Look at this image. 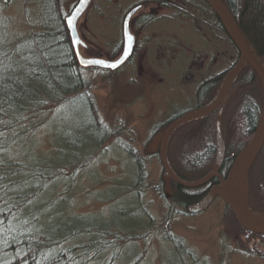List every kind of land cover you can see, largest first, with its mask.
Segmentation results:
<instances>
[{"label": "rangeland", "instance_id": "rangeland-1", "mask_svg": "<svg viewBox=\"0 0 264 264\" xmlns=\"http://www.w3.org/2000/svg\"><path fill=\"white\" fill-rule=\"evenodd\" d=\"M77 2L61 0L64 16ZM4 3L0 17L10 19L13 38L32 35L42 29L43 11L38 0H5ZM140 4L143 8L131 21V31L136 36L133 56L114 71L85 69L84 90L70 94L61 107L53 104L47 107L39 119V127L34 129L33 140L38 152L42 159H48L46 154L55 153L53 135L57 147L64 149L53 158L62 162L76 158L65 154L71 140L76 145H86L84 151H80L75 168L63 169L74 175L71 179L73 190L68 194L72 196L71 212L94 215L85 218L90 223L99 219L97 215L105 214L102 216L105 220H115L123 227H139L138 239L132 244L122 243L121 255L112 264H131L137 257L141 258L139 264H180L177 250L180 257L185 255L183 264H264V237L241 228L219 194L199 212L190 209L183 214L171 207L173 179L165 171L160 157L163 133L177 114L185 111L188 114L210 105L238 60L234 48L204 3L201 0H93L78 23L80 36L86 43L81 52L86 57L110 60L120 56L122 23L127 12ZM219 75H223V79L218 80L217 90L201 98L200 84ZM245 86L238 98L232 94V98L227 99L230 107L224 102L215 111V126L220 113L226 112L231 118L227 122L229 143L239 137L237 117L243 100L248 95L258 97V86L255 90L253 86ZM81 94L93 100L105 126L107 140L97 149L91 145L93 140L85 143L76 138L77 135L89 138L87 130L81 132L77 128L88 109ZM74 99L77 100L70 103ZM263 112L264 108L262 118ZM205 124L190 125L183 134L182 129L173 141L171 157L175 165H179L178 169L182 167V160H188L187 154L199 148L201 135L207 130ZM168 143L165 151L169 161ZM155 151L158 153L154 154ZM137 158L145 171L139 188L135 186ZM235 160L236 157L232 167ZM222 176L225 177L224 173ZM239 178L240 170L238 173L230 170L225 177L235 188ZM253 182L254 188H249L248 183L243 193L242 206L249 216L263 221L264 178L259 176ZM62 187L58 189L59 194ZM167 233L182 240L185 248L176 249L173 241L165 239ZM113 252L107 251L104 259Z\"/></svg>", "mask_w": 264, "mask_h": 264}, {"label": "trees", "instance_id": "trees-1", "mask_svg": "<svg viewBox=\"0 0 264 264\" xmlns=\"http://www.w3.org/2000/svg\"><path fill=\"white\" fill-rule=\"evenodd\" d=\"M4 1L0 0V13L4 12ZM38 1L43 11L42 29L32 35L21 37L14 33L16 38H13L10 19L0 17V264H112L120 257L123 244H132L138 239L139 227H123L115 223V220H105L102 217L105 214L97 215L99 219L90 223L85 218L94 215L71 212L72 196L68 194L73 190L71 179L74 175L73 172L67 173L63 169L75 168L80 151H84L86 145H76L71 140L66 145L65 154L76 158L74 161L62 162L53 158L55 153L60 155L64 151L63 147H57L54 135L52 143L56 150L53 155L46 154L48 159H42L43 156L33 140L34 129L39 127V119L45 114L47 107L50 104L56 108L61 107L70 94L85 88V69L76 61L65 27L61 0ZM201 1L215 17L221 31L234 48L238 59L236 66L240 59L239 51L207 3ZM221 1L252 52L264 66V0ZM220 78L223 79V75L201 83L198 90L200 97L203 98L208 92L215 90ZM263 84L255 70L244 62L224 100L225 106L230 107L227 99L234 95L238 98V94L245 90V85L253 86V90L258 86L256 92L260 99L257 101L258 97L252 98L250 95L245 97L238 117L236 116L239 137L230 143L226 136L229 134L227 122L231 118L226 112L220 113V134L226 157L220 172L225 177L232 168L233 160L251 141L261 123L264 108ZM83 94L80 98L85 100L88 109L77 128L81 132L87 130L89 138L86 139L83 135H77L76 138L85 143L89 139L93 140L91 145L97 149L107 140L105 126L97 114L93 100L89 96L82 97ZM75 100L77 99L70 103ZM184 113L186 111L174 116L171 122ZM214 118L215 112L199 116L171 132L168 140L170 145L168 143L167 146L168 163L180 179L198 181L214 169L218 148ZM200 122L207 126V130L201 135V144L190 155L187 154L188 160H182V167L178 169L179 165L176 166L171 157L173 141L182 129L183 134L188 126H195ZM50 131L54 134L53 129ZM136 166L135 186L139 188L145 179L140 158L136 159ZM69 174L72 175L71 178ZM259 176L264 178V143L249 168V188H254L253 180L259 179ZM219 182L218 177H213L199 188H186L173 181L171 207L177 209V212L187 214ZM61 187L62 196L58 192ZM166 236L165 239L173 241L176 249L185 248L182 240H176L170 233ZM116 249L118 253L115 254ZM109 250H114L113 255L104 259ZM178 252L177 250L176 254L179 255L180 264H183L185 255L180 257ZM140 260L137 257L131 264H139Z\"/></svg>", "mask_w": 264, "mask_h": 264}, {"label": "water", "instance_id": "water-1", "mask_svg": "<svg viewBox=\"0 0 264 264\" xmlns=\"http://www.w3.org/2000/svg\"><path fill=\"white\" fill-rule=\"evenodd\" d=\"M93 0H78L75 6L72 8L70 13L65 17V27L68 31L69 39L71 46L73 48V52L76 58L78 65L83 69L88 68H100V69H108L111 71L119 69L123 66L134 54L135 47H136V36L131 31V20L134 15L142 8L141 5H138L132 8L129 12H127L124 21L122 23V40H123V50L120 56L116 59L110 60L105 59L102 57H86L81 53V47H86V43L80 36L78 30V23L85 12L88 10L90 5L92 4ZM205 2L210 6L214 14L216 15L217 19L221 23L222 27L226 31L229 38L232 40L234 45L236 46L237 50L240 53V59L237 65L231 70L227 79L224 83V86L218 95V97L207 107L199 108L194 111H191L188 114L178 117L174 121H172L168 127L166 128L165 132L162 136V142L160 147V157L163 163L165 171L168 175L173 179V181L183 187L186 188H199L205 185L210 179L213 177L219 178V185L210 196L204 199L198 205L193 207V212H197L200 210L205 209V207L210 203L213 199L215 194H219L225 201V203L231 208V211L236 218V220L241 224L242 227L247 229L248 231L256 234H263L264 235V224H257L253 222L249 217L244 213L242 209L241 199L243 193L246 191L248 187V171L252 164V160L249 159L250 152L253 149H256V154L258 153L259 149L262 147L264 143V112L263 118L261 123L251 139L249 143L245 145V147L239 152L236 156L235 163L231 169L232 173H238L240 170V178L239 182L232 193L229 199H226L222 196L221 190L227 184V180L223 177L220 173L223 160H224V149L221 141V134H220V121L218 120L217 123V145H218V152H217V161L213 171H211L206 177L201 180L189 182L180 179L170 168L167 157H166V144L167 140L171 134V132L176 128L178 125L187 122L195 117L203 116L214 112L216 109L220 107V105L225 100L240 68L241 65L246 62L248 63L255 72L261 77L264 82V66L260 63L257 59L255 54L252 52L251 48L249 47L247 41L245 40L242 32L240 31L239 27L235 23L233 17L227 10L226 6L221 0H205ZM131 36L132 39L129 41L128 37ZM104 61V63H89V61ZM112 65H115L113 67ZM154 143H151L153 146ZM156 145V143H155ZM151 149V148H150ZM153 150V149H152ZM152 152V151H151ZM254 156V157H255Z\"/></svg>", "mask_w": 264, "mask_h": 264}, {"label": "bare ground", "instance_id": "bare-ground-1", "mask_svg": "<svg viewBox=\"0 0 264 264\" xmlns=\"http://www.w3.org/2000/svg\"><path fill=\"white\" fill-rule=\"evenodd\" d=\"M168 140H169V138H168ZM255 151H256V149L251 150L250 157H249L250 160H252L254 158L255 153H256ZM234 190H235V185L232 183V181H228L227 184L225 185V187H223V189L221 190V194L224 198L229 199L231 197L232 193L234 192ZM241 201H242V199H241ZM241 204H242V202H241ZM242 209H243L244 213L249 217V219H251L253 222H255L257 224H264V220L262 221V220H259V219H256V218L249 216V213L245 211L243 206H242Z\"/></svg>", "mask_w": 264, "mask_h": 264}, {"label": "flooded vegetation", "instance_id": "flooded-vegetation-1", "mask_svg": "<svg viewBox=\"0 0 264 264\" xmlns=\"http://www.w3.org/2000/svg\"><path fill=\"white\" fill-rule=\"evenodd\" d=\"M140 5H143V4H140ZM142 8H143V6H142ZM238 224L240 225L241 228L245 229L244 227L241 226V224L239 222H238ZM245 231L250 232L247 229H245ZM250 233H252V232H250ZM252 234L255 235V236H259V237H264L263 234H256V233H252Z\"/></svg>", "mask_w": 264, "mask_h": 264}, {"label": "snow or ice", "instance_id": "snow-or-ice-1", "mask_svg": "<svg viewBox=\"0 0 264 264\" xmlns=\"http://www.w3.org/2000/svg\"><path fill=\"white\" fill-rule=\"evenodd\" d=\"M128 39L129 41H131L132 37L129 36ZM89 63H104V61L96 60V61H89ZM112 66L115 67V65H112Z\"/></svg>", "mask_w": 264, "mask_h": 264}]
</instances>
